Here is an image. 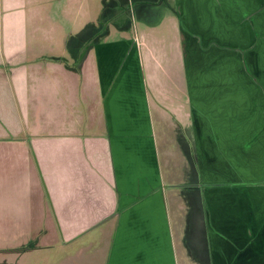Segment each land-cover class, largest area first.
<instances>
[{"label": "crops", "instance_id": "crops-1", "mask_svg": "<svg viewBox=\"0 0 264 264\" xmlns=\"http://www.w3.org/2000/svg\"><path fill=\"white\" fill-rule=\"evenodd\" d=\"M97 1L0 0V263L264 264V0Z\"/></svg>", "mask_w": 264, "mask_h": 264}, {"label": "rangeland", "instance_id": "rangeland-1", "mask_svg": "<svg viewBox=\"0 0 264 264\" xmlns=\"http://www.w3.org/2000/svg\"><path fill=\"white\" fill-rule=\"evenodd\" d=\"M133 1L134 0H99L97 1V3H92L94 4V7L96 6V4L98 5V8L97 10L95 11V15L98 16L96 17V19H94V23H97L99 25V27H107V28H110V27H113V16H114V7H117V8H122L123 9V13H122V18L121 19H115L116 22H119L121 23L124 28V31L126 33H133L135 28H136V25H140V21L138 19V16L134 13H133V10L135 8V11H137V9L139 8V6H136V4H133ZM93 24V23H92ZM102 24V25H101ZM92 28V26H91ZM13 223H15L14 226H11L9 227H6L5 226V222L3 220H0V243L3 244L4 242V235L6 234L5 233V230L7 228V231L10 232V230L12 229L13 231V237H15L16 239L18 238V233L19 232V229H25L23 227H19V221H13ZM37 232V230H36ZM22 235V234H20ZM20 239V238H19ZM19 239L18 241L16 242V244L18 245H24L26 246L25 249L27 248H30L31 246H36V241L37 239H35V242L33 244H31L28 240H31V239H34V238H22L19 242ZM11 239H8L5 241V243L7 244H11L10 242ZM47 238L44 236L43 239H42V242H47ZM1 264V263H0Z\"/></svg>", "mask_w": 264, "mask_h": 264}]
</instances>
